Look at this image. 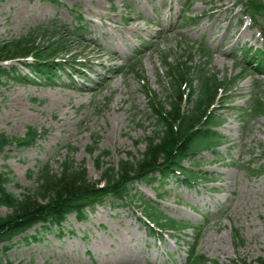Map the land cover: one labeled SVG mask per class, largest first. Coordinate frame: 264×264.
Listing matches in <instances>:
<instances>
[{
	"label": "rangeland",
	"instance_id": "374dc122",
	"mask_svg": "<svg viewBox=\"0 0 264 264\" xmlns=\"http://www.w3.org/2000/svg\"><path fill=\"white\" fill-rule=\"evenodd\" d=\"M60 1L0 0V39L17 38L56 22L73 25L70 10L74 7L81 10L87 26L83 43L72 39L70 46L75 49L71 54L86 59L80 77L63 76L52 83L11 80L0 86V131L19 140L29 126L48 130L34 144L21 146L14 141L0 155V170L13 171L14 183L8 187L18 195L24 189L16 182L36 187L38 169L49 162L59 170L69 146L74 147L70 153L74 160L85 162L92 181L101 178L96 166L101 150L110 152L104 164H116L127 152L144 151L143 140L156 127L150 101L164 97L166 74L161 61L166 54L172 66L177 61L188 65L189 55L200 66L204 63L200 49L187 43L205 41L212 55L209 67L223 78L240 72L239 65L254 62L241 49L264 48L259 30L243 15L237 0ZM128 4L134 9H126ZM186 8L188 18L182 15ZM134 24L139 29L130 32ZM117 46L122 56L115 55ZM3 65L30 74L19 61ZM253 72L257 74L250 73L232 92L230 99L235 101L219 111L225 120L219 131L227 138L219 147L220 156L209 150L198 155V169L207 171L212 181L186 187L168 180L160 188L157 182L137 181L132 190L135 200L96 206L83 222L73 213L62 233L37 225L12 239L8 258L23 264H184L187 245L183 241H193L192 230L180 234L178 241L169 236L157 240L140 223L143 198L176 219L201 225L197 248L209 259L221 264L264 260V116L242 113L258 93L264 97V72ZM93 134L100 136V149L92 153ZM249 163L263 171L251 172L246 169ZM159 192L165 195L159 197ZM236 233L244 239L238 247L233 239Z\"/></svg>",
	"mask_w": 264,
	"mask_h": 264
},
{
	"label": "trees",
	"instance_id": "16d2710c",
	"mask_svg": "<svg viewBox=\"0 0 264 264\" xmlns=\"http://www.w3.org/2000/svg\"><path fill=\"white\" fill-rule=\"evenodd\" d=\"M245 4L252 15L263 16L264 0H248V4ZM72 35L73 32L67 33L61 27L50 25L42 30L33 29L17 38L0 39V86L11 80L34 83L33 77L49 83L60 79L62 75L68 76L69 71L76 74L73 59L76 53L71 54L75 49L70 47ZM9 61H19L30 74L18 73L17 66L5 67L3 63ZM163 62L168 67L166 80L162 81L164 97L162 100L150 101L149 109L155 118L156 127L154 133L143 140L145 148L139 155L127 152L126 157L120 158L116 164H104L110 152L101 150L96 157L101 178L92 181L85 162L77 163L70 155L74 147L69 146L67 149L70 153L61 161L59 170L55 171L49 162L38 169L36 187H25L16 182L15 186L24 189L20 195L8 187L14 183L13 171L9 168L0 170V264H23L6 255L13 247L11 242L14 237L37 225L46 231L57 230L62 233L72 213L78 221L83 222L88 220L89 213L96 206L107 202L126 204L131 197L135 200L132 190L137 181L157 182L160 188L168 180L179 181L186 186L209 180L203 174L204 171L194 170V167L200 165L197 158L201 152L213 150L217 154L216 148L224 141V137L216 130L223 119L219 117L215 104L220 94L221 103L227 102V94L238 78H220L207 64L196 67L177 62L172 68L165 58ZM248 115H264V98L261 95L254 100ZM46 132L47 129L40 131L29 126L25 136L18 140L0 131V155L14 141L21 146L31 145ZM99 142L100 136L93 134L89 151L93 153L100 149ZM139 143L137 141L136 144ZM246 169L256 174L263 171V168L251 166V163ZM33 174L31 171L29 175L32 177ZM164 194L159 192L158 196L163 197ZM140 200L143 215L148 220L140 218V222L150 234L164 238L165 233L182 232L191 226L165 214L158 209L156 202L143 198ZM3 207L6 213L1 210ZM200 228L193 227L196 236L200 235ZM33 238L36 239V236ZM233 239L237 247L244 243L239 233ZM185 264L221 263L209 259L197 250L196 244L190 243ZM258 264H264V260H259Z\"/></svg>",
	"mask_w": 264,
	"mask_h": 264
},
{
	"label": "bare ground",
	"instance_id": "6f19581e",
	"mask_svg": "<svg viewBox=\"0 0 264 264\" xmlns=\"http://www.w3.org/2000/svg\"><path fill=\"white\" fill-rule=\"evenodd\" d=\"M138 26H139L138 24H134L133 26H131L130 29H129L130 32L139 29ZM142 31H144V30H142ZM105 50H106V49H104V52H105ZM116 51H117L116 54H117L118 56H122V48H121V47L117 46V47H116ZM116 75H117V72H116V73H113V74L111 75V78H115Z\"/></svg>",
	"mask_w": 264,
	"mask_h": 264
}]
</instances>
